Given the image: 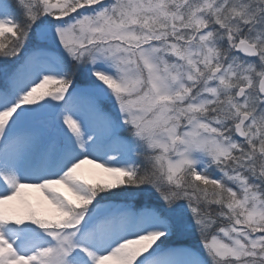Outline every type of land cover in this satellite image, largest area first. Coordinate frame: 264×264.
Returning a JSON list of instances; mask_svg holds the SVG:
<instances>
[{
  "label": "snow or ice",
  "instance_id": "obj_1",
  "mask_svg": "<svg viewBox=\"0 0 264 264\" xmlns=\"http://www.w3.org/2000/svg\"><path fill=\"white\" fill-rule=\"evenodd\" d=\"M0 264H264V0H0Z\"/></svg>",
  "mask_w": 264,
  "mask_h": 264
},
{
  "label": "rangeland",
  "instance_id": "obj_2",
  "mask_svg": "<svg viewBox=\"0 0 264 264\" xmlns=\"http://www.w3.org/2000/svg\"><path fill=\"white\" fill-rule=\"evenodd\" d=\"M46 87H52L51 85H48ZM90 165H85V175L91 182H101L108 179V176L106 173H103L102 170L96 169L95 174H89L88 169H90ZM27 199L34 205L41 209L42 213L44 215H50L49 212V206L46 203H40L37 199L38 193L34 190H25Z\"/></svg>",
  "mask_w": 264,
  "mask_h": 264
}]
</instances>
